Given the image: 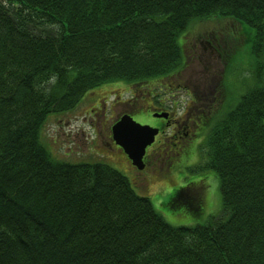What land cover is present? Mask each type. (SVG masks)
<instances>
[{
    "label": "trees",
    "instance_id": "trees-1",
    "mask_svg": "<svg viewBox=\"0 0 264 264\" xmlns=\"http://www.w3.org/2000/svg\"><path fill=\"white\" fill-rule=\"evenodd\" d=\"M212 37L228 71L250 56L256 78L228 108L189 111L205 159L170 204L199 216L214 177L206 224L172 226L118 169L52 156L49 115L107 85L171 84ZM0 264H264V0H0Z\"/></svg>",
    "mask_w": 264,
    "mask_h": 264
},
{
    "label": "rangeland",
    "instance_id": "rangeland-1",
    "mask_svg": "<svg viewBox=\"0 0 264 264\" xmlns=\"http://www.w3.org/2000/svg\"><path fill=\"white\" fill-rule=\"evenodd\" d=\"M210 23V21L199 23L200 31L205 30L211 32L212 34L216 33V27ZM235 43L238 42L233 40L230 42L233 49H235ZM202 51L206 53L203 49ZM226 53H229L227 47L224 54ZM232 56L233 54L231 57ZM242 60L243 62L238 67L235 68L234 66L230 71H228L229 68H226V66L221 65L220 63L218 64L214 56H212V60H209L211 67H209L206 59H201L198 63L195 61L191 62L182 75L171 80V84L169 83L170 81L164 80L163 82L155 85L153 88L154 94L157 95L158 98L164 99V106L168 110H172V98L170 96L175 94V99L179 100V112H182L186 108L187 101V99L186 101H183L186 94L184 90L185 87L192 90L197 87L201 91L203 98L199 101L201 104L200 106L202 108H207L204 107V105L208 103L206 100L215 94L213 91L217 88V84H219L221 85L220 88H222L221 90L224 93L223 104L221 101V104L223 105L222 107L224 109V106L226 107L228 105V108L231 100H227V98L231 96L240 98L247 91V88L253 84V81L256 78L254 77V63L252 57L250 58L249 56V58L247 57ZM194 70H197V73H195ZM226 72L230 74H227ZM225 74H227V76ZM105 87L97 89L96 92H98L101 96H103V94H109L117 97L118 95L124 93L126 94V91L129 90L130 86L110 85V87ZM179 88L183 90H178ZM172 90L174 92H172ZM128 97L129 95L126 94L125 98ZM86 99L87 97L85 95L81 104L77 106L78 108L76 107L77 109L75 111L77 112L72 113V115H64L61 119H55V115L57 114L49 115V122L46 127V131L43 132L44 144L46 143V146L50 150L52 156L57 160L60 159L62 161L74 163H106L125 174L134 185V182L136 181L134 179L137 177V174L135 173V169L128 163L126 157L127 155L121 151L112 152L107 150V144L105 143L108 136H95L97 135L95 128L96 116H94L90 121L87 113L89 112L88 106L87 104L84 105ZM118 110H122V107L118 108ZM191 113L192 112L188 114V117L192 116ZM140 116L141 115L138 112L133 114V117L138 120L140 119ZM205 138H207L206 135H203L200 143L198 145L196 144L197 146L195 145V149L193 148L190 150L191 152L189 153L191 162L189 163V160L187 159L186 163L188 164L186 167L177 165L175 167V172L173 170L168 173L164 168L165 163L162 164L161 162H156L155 171L149 176L146 188H142L143 192H145L150 198L156 211L161 214L172 226L194 227L204 225L210 220V217L217 214L221 208V197L218 183L214 177H210L207 181L209 188L206 193L203 192L202 194L204 195L206 204L203 206L202 213L199 216H194L184 206L176 208L170 204L178 185H180L181 181H183L182 177L184 176V173H186L185 175H187V179L191 180L193 177L190 174H195L192 170L196 167L203 166L205 155L203 153L204 151L202 150V146L206 142ZM176 142L182 143V140L177 139ZM90 146L92 148L91 151L89 149ZM173 149H175L174 146ZM103 152L106 157L103 156Z\"/></svg>",
    "mask_w": 264,
    "mask_h": 264
},
{
    "label": "flooded vegetation",
    "instance_id": "flooded-vegetation-1",
    "mask_svg": "<svg viewBox=\"0 0 264 264\" xmlns=\"http://www.w3.org/2000/svg\"><path fill=\"white\" fill-rule=\"evenodd\" d=\"M198 43L199 46L194 47L198 54L194 51L192 54L193 59H206L209 67H211L209 60H212V56H214L218 64L220 63L221 65H224L225 44L222 45V48L214 37L210 39L201 38ZM202 49L206 53H204ZM194 72L197 73V70H194ZM178 90L183 89L179 88ZM184 90L186 94L183 101H186V99L187 101L186 108L182 112H179V100L175 99V94L170 96L172 98V110H168L164 106V99L158 98V96L154 94V90L149 88L147 82L145 84H137V86L126 91V94H130L128 98H125V93L118 95L117 97L114 95L107 96L106 94L101 96L99 93H93L87 101V104L89 105V114L92 115L89 116V118H91L90 121L93 119V116H96V134L108 136L107 146L111 150H114V148L122 150L121 146L114 138L113 127L126 115H131L133 117L135 112L144 109L145 113L140 114L141 116L139 120L133 118L141 124H147L158 129L159 132L154 143L146 149V153L143 157V168H135L138 178L136 184L140 189L148 184L149 176L154 173L156 168L154 162L163 161L165 163L164 168L168 173L173 170L175 172V167L177 165L186 167L188 164L186 163V160L188 159L189 163L191 162L190 150L193 148L195 149V145H198L202 140L203 125H198L194 122L192 123L190 116L188 117L191 107H195V105H198L199 101L203 99L201 91L197 87L193 90L185 87ZM172 92L174 91L172 90ZM213 92H215V90ZM143 96H145L144 101L141 98ZM206 101H208L206 104L207 107L210 106L213 110H217L223 104L221 92L217 94L215 93ZM120 107H122V110H118ZM208 112L210 113V111ZM159 114H164L166 116L159 117ZM177 138L182 139V147L180 149H178V145L181 143L175 142ZM169 144L174 147L176 146V149H178L177 154H175V149L170 148ZM176 156H178L177 161H175ZM163 162L161 163L164 164ZM192 186H194L193 183L189 184V182H187V184L183 183L182 185H178V192L174 195V201L179 197L180 193L185 194L187 191L186 189L192 188ZM181 187L184 188L179 190ZM198 191L201 192V190Z\"/></svg>",
    "mask_w": 264,
    "mask_h": 264
},
{
    "label": "water",
    "instance_id": "water-1",
    "mask_svg": "<svg viewBox=\"0 0 264 264\" xmlns=\"http://www.w3.org/2000/svg\"><path fill=\"white\" fill-rule=\"evenodd\" d=\"M157 134L158 129L142 125L130 115L122 117L113 127L116 142L124 149L132 163L139 168H143L146 148L154 142Z\"/></svg>",
    "mask_w": 264,
    "mask_h": 264
}]
</instances>
